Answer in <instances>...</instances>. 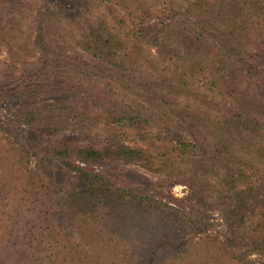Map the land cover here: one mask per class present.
I'll list each match as a JSON object with an SVG mask.
<instances>
[{
	"label": "trees",
	"instance_id": "obj_1",
	"mask_svg": "<svg viewBox=\"0 0 264 264\" xmlns=\"http://www.w3.org/2000/svg\"><path fill=\"white\" fill-rule=\"evenodd\" d=\"M1 2L29 21L0 17V77L33 93L22 132L0 121V264H264V60H242L264 59V0ZM115 160L183 182L222 237L94 167Z\"/></svg>",
	"mask_w": 264,
	"mask_h": 264
},
{
	"label": "rangeland",
	"instance_id": "obj_2",
	"mask_svg": "<svg viewBox=\"0 0 264 264\" xmlns=\"http://www.w3.org/2000/svg\"><path fill=\"white\" fill-rule=\"evenodd\" d=\"M150 5L152 11H156L164 8L167 12L174 9H179L182 5V0H146ZM13 13V14H11ZM21 13V14H19ZM0 17L5 20V17H14L15 21L24 23V30H27L28 26V14L26 11L15 12L13 8L4 7L0 0ZM20 16V18H19ZM18 17V18H17ZM63 46V45H61ZM4 47L0 46V62L5 56ZM250 54H244L243 63L247 65V68L252 72H258L260 69L261 61L254 60ZM9 79L6 77H0V121H7L14 123V130L21 131L24 129L22 126L17 127V121L14 117V111L27 97L31 96L33 91L31 90H15V85H9ZM25 132V131H24ZM23 132V134H24ZM18 134V133H17ZM44 136L37 138L32 144V156L33 161L36 163L40 157V150L42 145L46 144ZM98 171H111L114 174L115 179L124 186L129 187H141L149 193H154L159 198L171 200L172 202H181L184 204V209L196 220L204 222V227L207 233L222 237L225 232L224 222L221 220L220 214L214 210H203L198 207H192L186 203L185 196L188 193V188L183 182H175L174 180L165 176H159L157 173L146 170L141 164L137 162H126L121 160L111 161L106 164H100L94 166ZM46 177L52 182H58L63 184H70L71 180L68 178L70 173L67 172L62 166L52 165L44 169Z\"/></svg>",
	"mask_w": 264,
	"mask_h": 264
}]
</instances>
